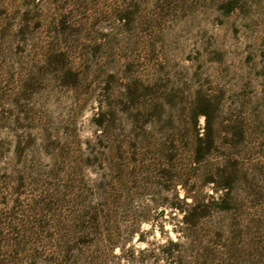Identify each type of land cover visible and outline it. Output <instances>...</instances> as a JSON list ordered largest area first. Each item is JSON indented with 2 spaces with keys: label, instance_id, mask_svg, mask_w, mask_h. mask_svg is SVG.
I'll return each instance as SVG.
<instances>
[{
  "label": "rangeland",
  "instance_id": "obj_1",
  "mask_svg": "<svg viewBox=\"0 0 264 264\" xmlns=\"http://www.w3.org/2000/svg\"><path fill=\"white\" fill-rule=\"evenodd\" d=\"M0 264H264V0H0Z\"/></svg>",
  "mask_w": 264,
  "mask_h": 264
}]
</instances>
